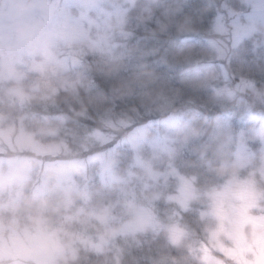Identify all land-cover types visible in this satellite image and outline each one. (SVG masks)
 Instances as JSON below:
<instances>
[{
    "label": "clouds",
    "instance_id": "1",
    "mask_svg": "<svg viewBox=\"0 0 264 264\" xmlns=\"http://www.w3.org/2000/svg\"><path fill=\"white\" fill-rule=\"evenodd\" d=\"M0 264H264V0H0Z\"/></svg>",
    "mask_w": 264,
    "mask_h": 264
},
{
    "label": "rangeland",
    "instance_id": "2",
    "mask_svg": "<svg viewBox=\"0 0 264 264\" xmlns=\"http://www.w3.org/2000/svg\"><path fill=\"white\" fill-rule=\"evenodd\" d=\"M14 2H15V0H14ZM174 235L176 236V238H179V235H180L179 229L175 230Z\"/></svg>",
    "mask_w": 264,
    "mask_h": 264
}]
</instances>
